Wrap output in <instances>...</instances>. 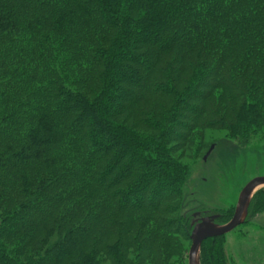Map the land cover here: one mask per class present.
<instances>
[{"label": "trees", "instance_id": "16d2710c", "mask_svg": "<svg viewBox=\"0 0 264 264\" xmlns=\"http://www.w3.org/2000/svg\"><path fill=\"white\" fill-rule=\"evenodd\" d=\"M207 133L264 139V0H0V264H185Z\"/></svg>", "mask_w": 264, "mask_h": 264}, {"label": "rangeland", "instance_id": "374dc122", "mask_svg": "<svg viewBox=\"0 0 264 264\" xmlns=\"http://www.w3.org/2000/svg\"><path fill=\"white\" fill-rule=\"evenodd\" d=\"M207 139L211 143L189 164L190 179L184 193V210L189 216L196 214V219L217 215L219 211H234L243 187L257 177H264V139L253 137L244 145L222 134L207 133ZM211 144L214 148L203 160ZM215 221L216 225L227 223ZM221 237L230 264H264V211L247 215L242 225ZM189 246L190 241L185 245V264Z\"/></svg>", "mask_w": 264, "mask_h": 264}, {"label": "water", "instance_id": "95a60500", "mask_svg": "<svg viewBox=\"0 0 264 264\" xmlns=\"http://www.w3.org/2000/svg\"><path fill=\"white\" fill-rule=\"evenodd\" d=\"M213 148L214 146L211 145L203 160H206ZM262 186H264V177H257L243 187L238 195L232 217L226 224L216 225L214 221L218 218V215H210L201 218L196 224L192 225L189 235L190 246L187 252V264H199V250L203 241L224 236L244 223L251 198L255 190Z\"/></svg>", "mask_w": 264, "mask_h": 264}, {"label": "flooded vegetation", "instance_id": "af4514ba", "mask_svg": "<svg viewBox=\"0 0 264 264\" xmlns=\"http://www.w3.org/2000/svg\"><path fill=\"white\" fill-rule=\"evenodd\" d=\"M197 218V217H196ZM196 218H193L192 219V225L196 224L200 219H196Z\"/></svg>", "mask_w": 264, "mask_h": 264}]
</instances>
